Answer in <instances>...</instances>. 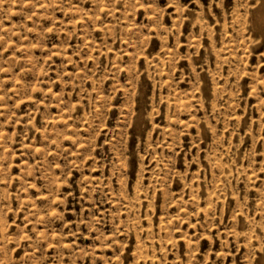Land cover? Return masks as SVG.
Instances as JSON below:
<instances>
[{
	"label": "rangeland",
	"instance_id": "obj_1",
	"mask_svg": "<svg viewBox=\"0 0 264 264\" xmlns=\"http://www.w3.org/2000/svg\"><path fill=\"white\" fill-rule=\"evenodd\" d=\"M263 3L0 0V264H264Z\"/></svg>",
	"mask_w": 264,
	"mask_h": 264
},
{
	"label": "bare ground",
	"instance_id": "obj_2",
	"mask_svg": "<svg viewBox=\"0 0 264 264\" xmlns=\"http://www.w3.org/2000/svg\"><path fill=\"white\" fill-rule=\"evenodd\" d=\"M263 4H264V3H263ZM261 8H262L261 10H264V5H262ZM257 9H259V8H257ZM257 9H256L255 11H258ZM255 15H257V14H255ZM261 15H262V14L260 13V16H261ZM263 16H264V15H263ZM263 16H261L260 18H262ZM256 19H257V18H256ZM261 20H262V19H261ZM261 20H260V21H261ZM260 21H259V22H260ZM257 23H258V22H257Z\"/></svg>",
	"mask_w": 264,
	"mask_h": 264
}]
</instances>
